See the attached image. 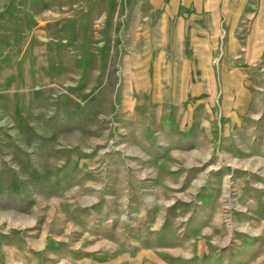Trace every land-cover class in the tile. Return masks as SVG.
<instances>
[{"label": "rangeland", "instance_id": "obj_1", "mask_svg": "<svg viewBox=\"0 0 264 264\" xmlns=\"http://www.w3.org/2000/svg\"><path fill=\"white\" fill-rule=\"evenodd\" d=\"M0 264H264V0H0Z\"/></svg>", "mask_w": 264, "mask_h": 264}]
</instances>
